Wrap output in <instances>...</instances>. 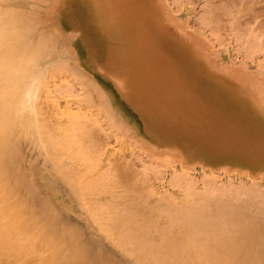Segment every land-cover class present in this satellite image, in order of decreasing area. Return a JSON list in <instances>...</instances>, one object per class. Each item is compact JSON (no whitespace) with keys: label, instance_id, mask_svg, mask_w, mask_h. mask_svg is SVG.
I'll return each mask as SVG.
<instances>
[{"label":"bare ground","instance_id":"6f19581e","mask_svg":"<svg viewBox=\"0 0 264 264\" xmlns=\"http://www.w3.org/2000/svg\"><path fill=\"white\" fill-rule=\"evenodd\" d=\"M38 6L37 0H0V264H264V210L252 207L259 196L264 199V171L213 168L147 146L90 75L104 68L120 80L123 96L135 104L140 97L138 91L147 84L129 70L134 59L125 57L119 70L115 69L91 39H75L78 64H68L90 82L85 96L77 100V110L68 98L61 109L56 93L62 91L58 81L64 66L54 53L59 50L69 61L72 58L67 41L61 47L50 32L51 26L45 22L49 30L36 20ZM61 13L62 25L74 29L68 4L63 5ZM155 28L156 33H163L155 39L158 43L145 40L142 55H129H140L143 62L169 65L210 61L184 36L161 30V26ZM155 44L176 46L183 54L156 51L155 58L149 53ZM116 71L125 75V80ZM154 79L160 94H172L177 85L169 72H159ZM43 98L59 115L52 130L43 127L39 106ZM90 106L102 109L115 128L124 130L122 135L175 166L164 172L168 178L163 181L178 190L154 185L158 199L136 200L134 185L119 184L114 172L125 159L115 157L103 163L95 146L104 147L99 142L106 132L99 133L84 121L92 114ZM22 139L39 141L44 147H38L48 150L52 158L56 173L52 171L71 188L72 201L65 211L57 208L55 194H44L23 166L18 145ZM150 169L157 171L153 165ZM197 183L203 185L193 186ZM184 190L194 192L188 196ZM241 190L250 198L239 204L232 202ZM98 208L108 212L102 214ZM154 211L155 216L147 214ZM90 221H97L100 236L95 239ZM111 250L123 257L113 255Z\"/></svg>","mask_w":264,"mask_h":264},{"label":"rangeland","instance_id":"374dc122","mask_svg":"<svg viewBox=\"0 0 264 264\" xmlns=\"http://www.w3.org/2000/svg\"><path fill=\"white\" fill-rule=\"evenodd\" d=\"M37 3L39 6L36 20L51 26L50 32L61 47L64 46V41H67L72 58L69 61L61 50L62 53L59 52L58 45L55 46L58 52L54 54L56 57L60 56L64 66L61 80L58 81L64 91L56 93V102L61 109L68 98L69 103L77 110V100L85 96V89L87 90L90 83L78 73H74L68 65L78 64L75 39L93 40L114 68L118 69L121 62L126 60L125 57L131 56L129 54L135 50L141 51L144 42L158 43L155 39L163 33H156L155 26H161V30L176 32L194 42L203 57L210 61L223 62L224 67L234 68L230 72L237 74L235 84L245 93L249 92L255 101L254 104L262 107V112L245 109L236 114L237 125L241 130L234 133V139L235 142L243 144L249 153L245 158L251 168L258 166V170H264V0H37ZM64 4L70 6V22L75 25L74 29L62 25L61 9ZM46 27L48 28L47 25ZM94 39H97L99 44ZM156 46L155 44L151 48L181 51L178 47L167 44ZM97 69L92 78L103 87V68ZM67 94L69 95L66 96ZM39 104L43 127L52 130L54 125H57L59 115L54 113L47 98H43ZM90 110L92 114H88L84 121L93 125L99 133L101 130L106 132L103 140L99 142L104 147L94 145L96 150L103 156V163H108L109 159L115 157L125 159V164L119 166L114 173L117 182L122 186L136 187V200L141 197L158 199V194L153 192L154 185L160 188L166 186L170 191L178 190L175 185H168L163 181L168 178L164 172L174 169L175 166L160 156L152 155L153 153L145 147L141 148L128 135H122L124 130L117 126L115 128L102 109L90 106ZM255 118L263 119L262 125L257 121L259 129L254 127ZM22 140L18 145L20 159L26 171L40 184L39 188L44 194H55L57 208L65 211L70 207L72 190L55 174L48 150H42L44 146L39 141L40 144L29 139ZM152 165L157 171L150 169ZM202 185L193 184L199 188ZM244 191L241 190V194H237V198H231V201L239 204L248 200L250 197L243 195ZM184 192L191 196L194 191ZM256 203L252 205L254 209L264 210V199L261 196L259 200L256 199ZM243 207L240 206V209ZM247 208L249 207L243 209ZM98 209L102 214L108 212L104 208ZM147 214L155 216V211ZM96 224L97 221L89 222L92 239L100 236ZM111 251L113 255L123 257L119 252Z\"/></svg>","mask_w":264,"mask_h":264},{"label":"crops","instance_id":"0c3cea01","mask_svg":"<svg viewBox=\"0 0 264 264\" xmlns=\"http://www.w3.org/2000/svg\"><path fill=\"white\" fill-rule=\"evenodd\" d=\"M161 49L163 51L152 49L149 53L155 58L156 51L164 55L183 54L182 51ZM132 54L143 53L133 51ZM140 55L130 56L134 61L128 67L147 84L138 91L140 97L135 99V104L123 96L120 80L108 74L104 68L101 71L103 89L136 136L147 146L169 152L182 161H201L213 168L229 166L252 172L264 171L252 170L245 158L249 153L243 144L234 139V133L241 130L237 125L238 112L245 109L262 112V107L254 104L250 93H245L235 84L237 74L230 72L234 68L224 67L223 62L217 61L157 64L143 62ZM159 72L164 75L169 72L170 76H175L177 85L172 94L156 91L154 78ZM118 75L125 80V75ZM144 77L148 81L142 79ZM255 119L256 123L254 119L252 122L258 128L263 119ZM235 159H243V162H232Z\"/></svg>","mask_w":264,"mask_h":264}]
</instances>
